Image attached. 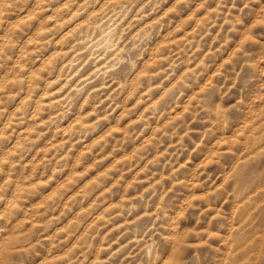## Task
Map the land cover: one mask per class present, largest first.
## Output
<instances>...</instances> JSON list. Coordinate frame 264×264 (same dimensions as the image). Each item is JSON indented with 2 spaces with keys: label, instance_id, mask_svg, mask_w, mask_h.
<instances>
[{
  "label": "rangeland",
  "instance_id": "1",
  "mask_svg": "<svg viewBox=\"0 0 264 264\" xmlns=\"http://www.w3.org/2000/svg\"><path fill=\"white\" fill-rule=\"evenodd\" d=\"M0 264H264V0H0Z\"/></svg>",
  "mask_w": 264,
  "mask_h": 264
},
{
  "label": "bare ground",
  "instance_id": "2",
  "mask_svg": "<svg viewBox=\"0 0 264 264\" xmlns=\"http://www.w3.org/2000/svg\"><path fill=\"white\" fill-rule=\"evenodd\" d=\"M109 32V31H108ZM118 90H121V89H118ZM46 94V93H45ZM47 96V95H46ZM46 101V100H45ZM43 107V106H42Z\"/></svg>",
  "mask_w": 264,
  "mask_h": 264
}]
</instances>
